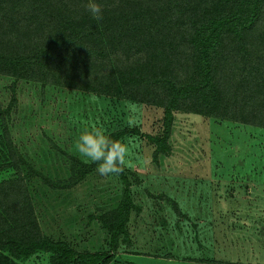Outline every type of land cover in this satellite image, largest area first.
Segmentation results:
<instances>
[{
  "label": "rangeland",
  "instance_id": "374dc122",
  "mask_svg": "<svg viewBox=\"0 0 264 264\" xmlns=\"http://www.w3.org/2000/svg\"><path fill=\"white\" fill-rule=\"evenodd\" d=\"M162 121L160 105L0 73V181L23 179L33 233L107 250L99 216L116 206L122 182L96 165L85 169L74 142L90 125L106 134L136 127L140 134L118 139L133 161L125 169L134 203L129 242L119 241L104 264H264V127L173 109L155 151L142 134L160 135ZM50 257L0 245V264Z\"/></svg>",
  "mask_w": 264,
  "mask_h": 264
},
{
  "label": "trees",
  "instance_id": "16d2710c",
  "mask_svg": "<svg viewBox=\"0 0 264 264\" xmlns=\"http://www.w3.org/2000/svg\"><path fill=\"white\" fill-rule=\"evenodd\" d=\"M96 2L101 21L82 6L86 0H0V73L162 106V133L142 134L155 151L173 109L264 127V0ZM128 134L140 132L108 133ZM118 177L120 199L99 216L107 250H77L33 233L32 206L18 177L0 181V245L20 255L49 251L48 264L106 263L119 241L129 242L134 208L131 180L125 170Z\"/></svg>",
  "mask_w": 264,
  "mask_h": 264
},
{
  "label": "clouds",
  "instance_id": "9594fccd",
  "mask_svg": "<svg viewBox=\"0 0 264 264\" xmlns=\"http://www.w3.org/2000/svg\"><path fill=\"white\" fill-rule=\"evenodd\" d=\"M82 6L92 19H103V10L96 0H86ZM132 107L135 109L136 106ZM129 123L130 126H135L134 120ZM74 148L84 163L95 164L96 171L104 177L119 176L126 168L133 167V161L129 159L128 144L112 138L102 127L96 125H90L79 133Z\"/></svg>",
  "mask_w": 264,
  "mask_h": 264
},
{
  "label": "crops",
  "instance_id": "0c3cea01",
  "mask_svg": "<svg viewBox=\"0 0 264 264\" xmlns=\"http://www.w3.org/2000/svg\"><path fill=\"white\" fill-rule=\"evenodd\" d=\"M259 175H260L261 177H263V176H264V173H263V172H260ZM262 257H264V252H263V254H262ZM216 264H217V263H216Z\"/></svg>",
  "mask_w": 264,
  "mask_h": 264
}]
</instances>
